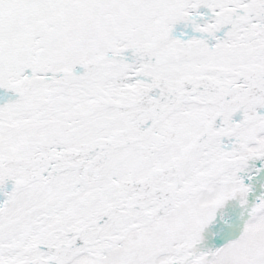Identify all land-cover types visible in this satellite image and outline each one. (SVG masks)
Here are the masks:
<instances>
[{"label":"snow or ice","instance_id":"6c2138e0","mask_svg":"<svg viewBox=\"0 0 264 264\" xmlns=\"http://www.w3.org/2000/svg\"><path fill=\"white\" fill-rule=\"evenodd\" d=\"M0 264H264V0H0Z\"/></svg>","mask_w":264,"mask_h":264}]
</instances>
